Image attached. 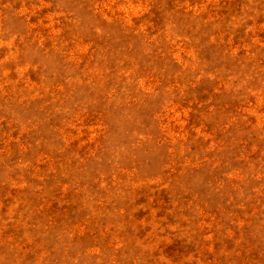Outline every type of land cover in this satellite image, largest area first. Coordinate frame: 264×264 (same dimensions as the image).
<instances>
[{
  "label": "rangeland",
  "instance_id": "1",
  "mask_svg": "<svg viewBox=\"0 0 264 264\" xmlns=\"http://www.w3.org/2000/svg\"><path fill=\"white\" fill-rule=\"evenodd\" d=\"M0 264H264V0H0Z\"/></svg>",
  "mask_w": 264,
  "mask_h": 264
}]
</instances>
